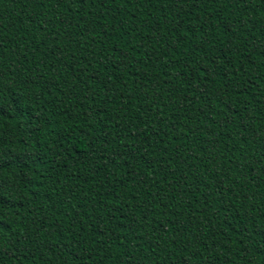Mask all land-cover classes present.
<instances>
[{
    "label": "trees",
    "instance_id": "16d2710c",
    "mask_svg": "<svg viewBox=\"0 0 264 264\" xmlns=\"http://www.w3.org/2000/svg\"><path fill=\"white\" fill-rule=\"evenodd\" d=\"M0 264H264V0H0Z\"/></svg>",
    "mask_w": 264,
    "mask_h": 264
}]
</instances>
